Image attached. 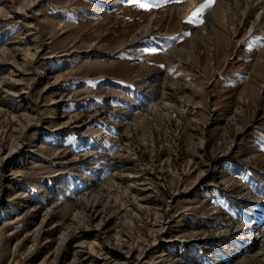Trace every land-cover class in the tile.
Segmentation results:
<instances>
[{
	"label": "rangeland",
	"instance_id": "rangeland-1",
	"mask_svg": "<svg viewBox=\"0 0 264 264\" xmlns=\"http://www.w3.org/2000/svg\"><path fill=\"white\" fill-rule=\"evenodd\" d=\"M102 1L0 0V264H264V36Z\"/></svg>",
	"mask_w": 264,
	"mask_h": 264
},
{
	"label": "bare ground",
	"instance_id": "bare-ground-1",
	"mask_svg": "<svg viewBox=\"0 0 264 264\" xmlns=\"http://www.w3.org/2000/svg\"><path fill=\"white\" fill-rule=\"evenodd\" d=\"M205 1V0H204ZM242 2H245L246 6L245 8L241 7ZM112 3V5H111ZM35 3L31 2V4L28 7V10L30 12H33V6ZM200 0H192L189 2H185L182 4H168L164 5V8H168L170 15H174L175 13L182 14V18H187L189 14H191L193 11L197 12L198 6L200 5ZM112 6L116 7L118 6L117 3L114 0H106L102 1L101 6H99V12H105L106 7ZM131 5H129L130 7ZM201 6V5H200ZM133 7V6H132ZM19 9V8H18ZM141 9V8H139ZM18 11V10H17ZM20 11V10H19ZM160 10H156L152 12V15L150 17V20L147 21V23L142 28V31H140L141 36L138 34L134 36L131 40L132 43L136 44V47H141L143 43V39L147 37L148 35L156 36V39L159 40L157 43L158 45L166 43V40L170 38V36H173L174 33H164L160 31V26L158 25L157 20V14ZM166 14V13H165ZM233 16L236 20L239 19L240 16L245 17V25L248 29L249 37L252 38L251 41L248 40V42H255L258 38L264 36V0H217V3L215 6H213L212 10L210 12H205L203 15V24H188L187 27L189 29V33H191L190 39L194 46V49H198L201 45L202 41L207 38L208 36H211V31L215 30V24L219 23L222 26L226 25L228 22V16ZM165 16V15H164ZM192 17V16H191ZM195 18V17H194ZM162 21V20H160ZM217 22V23H216ZM242 24V23H240ZM244 25V26H245ZM234 28V34L239 32V29L236 27ZM215 33V31H214ZM220 39V33L213 36V39ZM150 39V38H149ZM152 41V40H151ZM247 42V43H248ZM146 43V42H145ZM150 43V42H149ZM154 43V42H153ZM170 43V42H169ZM252 44V43H251ZM245 43H240V41L237 43V50L236 52V58L233 64L244 62L249 58V56H252L254 53V48L245 49L244 46ZM149 46V45H148ZM152 47V46H151ZM150 47V49H151ZM99 48H104V46H99ZM143 48V47H142ZM140 49V48H137ZM122 51V50H121ZM141 51V49H140ZM143 51V50H142ZM167 55L176 58L179 55L186 54L187 52L177 46H169L167 50ZM263 53H264V47H263ZM212 56V54H210ZM261 59V58H260ZM260 62L263 64L264 61L260 60ZM153 92V91H152ZM150 98V97H149ZM151 107V106H150ZM120 124V123H119ZM264 214V206L262 207V211L259 212ZM241 234L243 236L244 240H250L252 239L251 236H253V233L245 232L244 227L241 226ZM255 226L253 227V230H256Z\"/></svg>",
	"mask_w": 264,
	"mask_h": 264
},
{
	"label": "snow or ice",
	"instance_id": "snow-or-ice-1",
	"mask_svg": "<svg viewBox=\"0 0 264 264\" xmlns=\"http://www.w3.org/2000/svg\"><path fill=\"white\" fill-rule=\"evenodd\" d=\"M163 3H172V2H177V0H162ZM127 3L129 4H137L141 9H144L146 11H151L154 8H160L162 6L161 0H127ZM217 3V0H205V2L200 6L199 9H197V12L194 13V16L200 17L196 23L203 24V15L205 12H210ZM192 21L190 20L189 23ZM187 35H191V33H186ZM171 39H176V37H171ZM264 46V45H262ZM251 47V45L249 46ZM145 51H149L152 53H158L159 51H163V49H145ZM163 68L164 66L161 65Z\"/></svg>",
	"mask_w": 264,
	"mask_h": 264
}]
</instances>
